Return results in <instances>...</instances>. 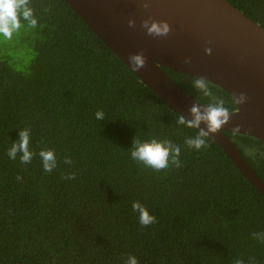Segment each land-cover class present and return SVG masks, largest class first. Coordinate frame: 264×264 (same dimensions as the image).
I'll use <instances>...</instances> for the list:
<instances>
[{"label":"trees","instance_id":"obj_1","mask_svg":"<svg viewBox=\"0 0 264 264\" xmlns=\"http://www.w3.org/2000/svg\"><path fill=\"white\" fill-rule=\"evenodd\" d=\"M227 1L264 29V0ZM29 6L37 27L27 67L0 57V264H125L130 255L138 264H264V242L252 236L264 232V196L219 146L206 138V148L189 149L184 141L198 130L178 126L179 115L64 0ZM162 70L196 101L236 109L218 86L207 82L205 96L195 77ZM25 128L29 164L6 154ZM225 134L264 182V142ZM135 136L179 145L182 166L157 172L132 160ZM41 149L55 153L51 173ZM135 201L154 223L139 224Z\"/></svg>","mask_w":264,"mask_h":264},{"label":"water","instance_id":"obj_2","mask_svg":"<svg viewBox=\"0 0 264 264\" xmlns=\"http://www.w3.org/2000/svg\"><path fill=\"white\" fill-rule=\"evenodd\" d=\"M103 45L134 76L178 115L191 119L189 108L202 104L163 70L167 68L227 92L235 103L230 120L209 134L236 169L264 196V182L253 172L225 132L264 142V29L227 0H64ZM147 2L148 8L142 5ZM167 21V36H149L141 21ZM135 21L129 27V20ZM211 48V55L204 49ZM143 52L145 64L133 70L129 56ZM189 63H185V59ZM244 94L245 102L235 98ZM238 127V131L233 129ZM200 128H204L201 124Z\"/></svg>","mask_w":264,"mask_h":264},{"label":"clouds","instance_id":"obj_3","mask_svg":"<svg viewBox=\"0 0 264 264\" xmlns=\"http://www.w3.org/2000/svg\"><path fill=\"white\" fill-rule=\"evenodd\" d=\"M29 5L30 0H0V36L11 39L13 33L18 32L22 27L21 20L26 21L30 28L37 27V19L33 14V9ZM142 6L148 8L149 4L145 2ZM128 25L129 27H134L135 21L130 19ZM140 26L149 36H167L170 32V26L167 21H156L151 17L142 20ZM204 53L205 55H211L212 49L205 48ZM128 59L133 70H139L145 64L143 52L132 54ZM184 62L189 63V59L186 58ZM193 86L203 95H211L204 78L197 77L194 80ZM235 101L237 104H243L245 102L244 94L236 97ZM188 111L191 119H186L180 114L177 119V125L198 130L195 136L187 137L184 141V144L189 149L199 150L206 148V138L209 137V134L220 131L230 120V112L224 106L223 100L207 105L194 103ZM94 115L97 120L104 119V113L102 111L98 110ZM201 124L204 125V128H200ZM233 131H238V127L233 129ZM29 144L30 129H21L18 133V140L12 143L6 154L12 160H15L17 154H20L21 164H29L34 156V153L29 149ZM180 153L181 147L172 143L170 140H157L156 138L142 140L137 136L133 138L130 148V157L132 160L157 172L169 168L170 165L180 168L182 166L179 159ZM38 155L41 159L43 170L46 173H51L57 166L54 151L41 149ZM64 163L71 164V160L66 158ZM16 179L21 180L22 177L17 176ZM63 179L71 180L75 179V176L74 174H69L63 177ZM132 209L138 214L139 224L141 226L146 227L155 222L156 218L140 202H133ZM252 236L254 239L264 242V232L253 233ZM125 264H138V261L134 256L130 255ZM234 264H245V262L242 259H237L234 261ZM249 264H251V261Z\"/></svg>","mask_w":264,"mask_h":264},{"label":"rangeland","instance_id":"obj_4","mask_svg":"<svg viewBox=\"0 0 264 264\" xmlns=\"http://www.w3.org/2000/svg\"><path fill=\"white\" fill-rule=\"evenodd\" d=\"M31 34V28L22 25L18 32L13 33L11 39L0 36V57L15 70L26 68L33 55L27 44Z\"/></svg>","mask_w":264,"mask_h":264}]
</instances>
